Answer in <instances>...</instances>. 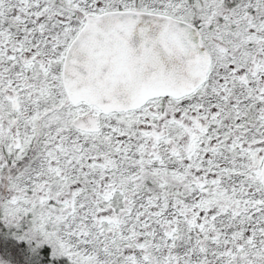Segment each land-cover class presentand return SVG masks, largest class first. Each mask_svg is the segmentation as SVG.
Masks as SVG:
<instances>
[{"label":"snow or ice","instance_id":"1","mask_svg":"<svg viewBox=\"0 0 264 264\" xmlns=\"http://www.w3.org/2000/svg\"><path fill=\"white\" fill-rule=\"evenodd\" d=\"M0 264H264V0H0Z\"/></svg>","mask_w":264,"mask_h":264}]
</instances>
